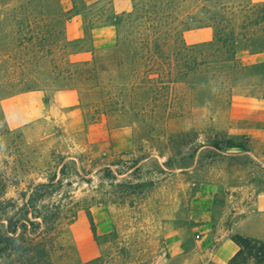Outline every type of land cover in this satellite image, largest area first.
Wrapping results in <instances>:
<instances>
[{
  "label": "rangeland",
  "instance_id": "obj_1",
  "mask_svg": "<svg viewBox=\"0 0 264 264\" xmlns=\"http://www.w3.org/2000/svg\"><path fill=\"white\" fill-rule=\"evenodd\" d=\"M26 1L0 0V69H35L39 86L18 92L14 77L0 81V202L19 207L22 194L65 165L54 197L63 247L54 264H212L195 245L190 201L201 184L222 181L231 156L250 160L248 183L264 188L261 163L230 146L260 126L253 119L264 115V53L250 54L240 40L235 73L213 64L195 72L191 48L213 38L216 12L233 13L240 31L242 12L264 0H76L81 12L64 25L38 23L51 29L50 55L20 66L2 59L22 53L16 18L45 8ZM48 4L55 15L72 5ZM84 61L96 65V86L64 89L67 65ZM214 208L218 223L227 212L223 193ZM235 264L254 261L243 254Z\"/></svg>",
  "mask_w": 264,
  "mask_h": 264
},
{
  "label": "trees",
  "instance_id": "obj_2",
  "mask_svg": "<svg viewBox=\"0 0 264 264\" xmlns=\"http://www.w3.org/2000/svg\"><path fill=\"white\" fill-rule=\"evenodd\" d=\"M48 1H26L27 4L31 2L44 3L45 8H42L41 5H35L30 11L26 9L24 13H20L21 16L27 12L29 16L28 19L21 17L20 21H17L19 18H16L15 23L19 34L16 40V48L21 49L22 53L8 52L2 59H10L9 55H11L13 62H17L21 66L36 63L50 55L51 50L46 44L50 40L48 37L52 36L51 29L43 30L39 28L38 23L44 22L46 24L48 22L45 25L47 27L50 22L61 18L64 25L69 18L79 14L81 9H78L76 0H71L72 5L69 9L60 15H55L52 13ZM81 4H83L82 1ZM241 16L240 31L234 26L233 22L236 17L233 13L227 14L224 11H219L211 17V26L214 28L213 38L207 43L191 48L193 52L191 62L195 72L200 66L213 64L220 69L219 71L229 67L235 73L238 65L236 59L237 44L240 40L246 42V50L250 54L264 53V28L259 31L252 29V27L264 24V3L246 8ZM255 37H260L262 41H253ZM65 42L68 43L66 39ZM10 70L5 72L0 69V81L9 82V76H12L16 80L12 81V84L17 87L21 85L20 89L17 90L18 92L38 90L39 86L35 84L38 74L35 69L22 68L14 71L10 68ZM96 73L97 69L93 61H84L75 69H71L67 65L62 74V79L65 82L64 89L69 88L70 82L90 84V88L95 87ZM243 139L246 143L230 146L239 151L249 152L248 139L246 137ZM201 146L199 145V147ZM212 147L219 150L217 144L212 145ZM235 158V156L229 157L232 162L228 165L251 164L248 159L245 162L236 163L234 162ZM103 171L111 174L109 165L105 166ZM261 171L264 172V169L261 168ZM58 174L60 176L56 179ZM58 174L44 183L34 185L27 194H22V202L19 207L13 200L0 202V264H54V256L63 250L58 241L62 204L61 200H55L54 197L59 195L63 187V179L66 176L65 165L61 166ZM75 174H77L76 171ZM111 178L114 179V177ZM132 186L140 187L138 184ZM261 186L264 187V182H261ZM90 224L92 226L91 231L95 234L91 219ZM231 240L238 246L239 250L230 259L229 264H235V261L243 254L252 259L254 264H264V241H256L238 235L233 236Z\"/></svg>",
  "mask_w": 264,
  "mask_h": 264
},
{
  "label": "crops",
  "instance_id": "obj_3",
  "mask_svg": "<svg viewBox=\"0 0 264 264\" xmlns=\"http://www.w3.org/2000/svg\"><path fill=\"white\" fill-rule=\"evenodd\" d=\"M253 120L260 126L246 135L249 154L264 167V153L260 152V147L264 146V115ZM220 193L225 195L227 212L217 223L214 199ZM228 215L235 217L229 223ZM189 220L193 222L191 229L196 247L208 251L212 264H227L239 250L230 235L264 238V188L251 189L245 165H227L221 182H208L198 187L190 201Z\"/></svg>",
  "mask_w": 264,
  "mask_h": 264
}]
</instances>
